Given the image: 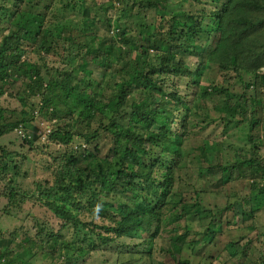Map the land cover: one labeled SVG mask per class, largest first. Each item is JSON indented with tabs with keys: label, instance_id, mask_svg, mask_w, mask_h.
Listing matches in <instances>:
<instances>
[{
	"label": "trees",
	"instance_id": "1",
	"mask_svg": "<svg viewBox=\"0 0 264 264\" xmlns=\"http://www.w3.org/2000/svg\"><path fill=\"white\" fill-rule=\"evenodd\" d=\"M48 1L52 0H0V23L6 24L5 35L0 25V95L20 78L25 82V96L42 95L48 103L49 99L45 97L52 94L68 107L69 102L73 103L76 98L80 100L77 116L68 110V114L72 115V123L49 135L50 141L63 146L70 145L74 136L93 145L92 152L89 151V161L80 164L79 160L70 156L62 167L53 171L54 181L51 186L40 192V198L45 200L44 205L61 222L58 233L50 235L51 238L46 241L50 248L55 250L59 247L63 255L71 253L65 259L68 264H75L81 263L89 252L99 249L101 244L108 247L124 238H134L142 240L133 245L134 255L141 252L152 259L150 264H162L153 259L154 241L163 229L164 211L174 196L175 172L180 169L182 145L187 139V131L196 125L195 120H198L200 114L208 117L207 112L198 113L196 110L197 96L206 98L208 92L206 88L194 91L200 84L199 72L203 69L209 71L207 68L214 65H217L221 73L234 72L243 81L245 88L244 94H232L226 88L211 89L218 95H224L226 109L234 106L232 114L217 108L224 116L221 119L229 118L227 123L236 126L238 121L234 120L235 116H243L240 122L246 123V138L251 144L249 152L237 158L231 168L219 165L211 168L220 171L222 175L238 167L239 175L248 180V195L242 202H233L224 209L232 212V219L234 222L236 220V224L238 221V227L248 228L245 222H252L261 212V204L256 200L264 197V187L259 186V181L264 180V159L258 157L260 146L257 145L264 143V116H259L261 111L264 115V0L175 1L173 4L176 9L171 13L167 15L162 11L163 16H168L167 31L151 35H148L149 32L146 35L141 33L144 38L148 35L145 40L149 46H139L135 51L144 48L143 55H147L145 59L131 58L129 37H125V29L121 30L118 34L119 45L112 44L111 52L104 56V68L113 72L108 77L115 80L112 86L106 82L101 83L98 80L99 74L88 68L90 61L78 56L76 47L84 50L92 42V37L75 44L71 39L64 38L63 32L67 27L61 20L45 22L46 17L41 12L43 8H49L46 4ZM191 1L199 5H210L209 11L190 13L182 3ZM23 2L28 7H19ZM160 2L165 3L167 0H145L138 5L132 3L129 11L135 19L140 20V10L148 8L156 11ZM99 10H103L102 7ZM84 18V27L92 29L95 18ZM143 21L140 20V27L146 29ZM121 43L127 47L124 51L121 50ZM24 44H36L45 53L68 44L66 52L71 55V59L65 67L45 69L42 72L36 64L22 60ZM148 48L158 51L154 54V61L148 57ZM103 54L98 53L92 62L96 58L99 60ZM115 59L121 67L112 69ZM193 59L196 61L195 69L187 64ZM178 76L188 78L187 88L191 89V99H186L185 94L179 95L173 88L174 79L171 78ZM249 89L254 94L247 96ZM19 99L22 106H25V99L21 96ZM122 107L128 111L121 113L119 110ZM42 110L46 113L48 107L43 104L40 108ZM178 111L181 112L179 117L176 116ZM245 115H248V119ZM18 116L14 121L8 120L6 109L0 107V138L28 124L29 114L25 109ZM93 122H98L99 127L107 129L113 137V147L105 157L98 156V145L94 144L98 132H91L90 128ZM176 122L179 129L174 128ZM69 127L78 132L66 129ZM254 131L263 134L257 137ZM9 157L8 153L0 150V174L11 170L6 163ZM77 193L89 194L88 212L92 218H98L104 223L97 225L92 221L83 222L79 215L81 213L73 214L70 208H77L74 205L78 204L74 196ZM14 197L15 193L11 190L9 199L13 200ZM193 207L198 209L193 215L199 216V220L208 219L199 240L209 246L216 233L221 231V224L216 221L215 213L206 211L201 204L195 202ZM187 208L183 206L184 216L189 214ZM66 230H75L78 235L82 232L84 235L85 231L90 235L93 233L100 245L91 244L83 235L80 239L74 236L79 243L65 240L63 232ZM190 230L191 227H185L184 235L171 238L173 242L168 250L169 255H180L186 245L190 246V252L195 255L200 251L202 246L197 245L199 240L191 241L186 237ZM246 238L227 243L228 255L231 259L241 256L250 264H257L253 262L254 253L250 252L254 248L249 240L253 242V239ZM8 240L0 246V264H30V259L38 250L37 244L27 237L25 247L18 248V252H21L20 260L15 262L9 259ZM180 264H188V261L180 260ZM258 264H264L263 257Z\"/></svg>",
	"mask_w": 264,
	"mask_h": 264
},
{
	"label": "rangeland",
	"instance_id": "2",
	"mask_svg": "<svg viewBox=\"0 0 264 264\" xmlns=\"http://www.w3.org/2000/svg\"><path fill=\"white\" fill-rule=\"evenodd\" d=\"M141 1L145 0H52L46 3L49 8H43L41 15L46 17L45 22L61 20L67 27L63 32L64 38L66 40L71 39L75 44L88 41L92 37V42L84 50L75 46L78 50V56L80 58L83 56L85 60L90 61L88 68L99 74L98 80L101 83L106 82L108 86H112L115 80L113 81L108 77L113 72L104 68V56L109 51L111 52L112 44L119 45L120 37L118 34L120 31L125 29V37H129L131 58L145 59L147 55H143L145 53L144 48H141L139 52L135 51L136 48L149 46L145 40L148 35L154 32L167 31L168 16H163L162 11L168 15L173 9H176L173 2L179 0L160 2L156 11L148 8L140 10L138 12L139 17L140 20H144L146 29L140 27V20L135 19L131 14L132 12L129 11L132 3L137 4ZM44 4L42 3L41 6L44 7ZM182 5L190 13H198L201 10L209 11L210 7V5H199L193 1L182 3ZM19 7L26 8L28 5L23 2ZM101 7L103 10H99ZM131 15L132 17H130ZM82 17L84 19L93 18V20L95 18L94 27L92 29L85 28ZM108 24H110L109 27ZM0 25L1 32L5 35L4 27L6 24L0 23ZM148 32L149 34L145 38L141 34L146 35ZM1 39L2 36H0ZM132 45L134 46L132 47ZM120 46L122 51L127 48L122 43ZM68 47V44H63L62 47H56L54 51L45 53L36 44L27 46L24 44L25 53L22 60L36 64L42 72L45 69H60L67 66L71 59V55L66 52ZM147 52L148 57H152L154 61V54L158 51L148 48ZM98 53L104 54L99 60L96 58L92 62V58ZM65 57L66 62L64 61ZM116 61L117 59H115L112 69L121 67L120 63H116ZM195 62L193 59L187 64L195 69ZM203 70L199 72L200 84L194 91L198 92L203 88L208 89L206 98L202 96L196 98V106L198 107L196 110L198 113L207 112L208 119L200 114L198 120H195L196 125L189 127L187 131V139L182 145L180 169L175 172L174 196L170 206H167L164 211L165 221L159 237L154 241L153 259L162 264H180V260L188 261V264H250V261L242 259L241 256L231 259L226 247L227 243L237 242L241 237L244 239L249 237L253 239V242L249 240L254 248L250 251L255 256L253 262L258 264L262 257L264 259V197L256 200L261 204V212L252 222H245L248 228L238 227V221L236 224V220L234 222L232 219V212L224 209L226 205L233 202H242L243 198L248 195V180L239 175L238 167L230 169L222 175L220 171L211 168V166L217 165L231 168V165L236 163L237 158L243 157L244 153H248L250 150L251 144L246 138V123L241 124L240 122L243 116H235L234 120L238 121L236 126L227 123L229 118L221 119L224 116L218 112L217 108H220L221 111L227 110L228 113L232 114L234 106L230 107L229 110L226 109L224 95H218L216 91L211 90L212 87H216L217 90L226 88L229 93L244 94V84L232 71L221 73L217 65L207 68L209 71ZM171 79H174L172 86L179 95L185 94L186 99L192 98L189 96L191 89L187 88L188 78L182 79L178 76ZM24 84L25 82L19 78L5 89L3 95H0V107L6 109L8 120L18 119V115L23 109L29 114V122L26 126H21L0 138V150L10 156L6 163L11 169L0 174V246L5 245L9 239V259L17 262L20 260L19 254H21L18 252V248L25 247L26 239L29 237L37 244L38 249L35 256L30 259V264H68L65 258L71 256V253L63 255L59 247L52 250L49 243L46 242L51 238L50 235L58 233L61 222L44 205L45 200L40 198V192L42 189L51 186L54 181L53 171L57 167H62L65 160L69 159L70 156H74L80 164L89 161L88 155L92 152L93 145H88L78 136H74L72 143L68 146L49 140V135L54 130L68 127L72 123V115L68 114V110L77 116L79 98H76L73 103L69 102L68 107L64 106L54 95L48 94L45 98L49 99V102L46 103L42 95L25 96L23 94ZM194 91L192 94H195ZM246 93L247 96L254 94L252 89ZM20 96L25 99V106H22ZM43 104L48 107L46 113L43 110L40 111ZM119 111L125 113L128 110L122 107ZM262 112H259V116L263 118ZM180 114L181 112L178 111L176 116L179 117ZM244 117L248 119V115ZM177 124V122L174 124L175 129H179ZM90 128L91 132L95 130L98 132V137L94 142L98 145V156L109 155L113 147L112 135L107 129L104 130V128L99 127L98 122H93ZM66 129L78 132L71 127ZM253 134L259 137L263 133L254 131ZM257 145L260 146L258 157L262 160L264 159V143ZM259 186L264 187V180L259 181ZM11 190L15 193L13 200L9 199ZM74 196L78 204H74L77 208H70L73 214L81 213L79 215L83 222L92 221L97 225L104 223L98 218H92L88 212L89 194L77 193ZM195 202L201 204L206 211L215 213L216 221L221 224V231L216 233L209 246L204 244L206 242L199 240L201 231L207 226L208 219L199 220V216L193 215V213L198 212V209L193 207ZM183 206H188L186 212L189 214L187 216L182 214ZM185 227H191L186 237L191 241L199 240L197 245L202 247L195 255L190 252V246L186 245L180 255L172 257L168 254L173 242L171 238L176 235H184L186 233ZM251 227H254L253 230ZM82 233L78 235L75 230L74 232L72 230L63 232L64 239L74 240V243H79V240H76L74 236H78L80 239ZM83 236L91 244L100 245V241L93 233L90 235L88 231H85ZM41 240L42 242H40ZM19 241L21 243L17 245ZM140 241L142 240L124 238L108 247L101 244L99 249L89 252L81 263L75 264H150L152 259L147 255L141 252L137 255L133 254L135 251L133 245L139 244ZM84 246L86 247V245ZM139 249L141 250L142 246ZM62 252L64 253V251Z\"/></svg>",
	"mask_w": 264,
	"mask_h": 264
}]
</instances>
